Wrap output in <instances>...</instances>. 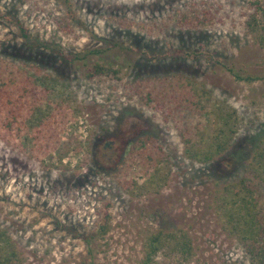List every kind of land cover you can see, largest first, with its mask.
I'll return each instance as SVG.
<instances>
[{"label": "rangeland", "instance_id": "rangeland-1", "mask_svg": "<svg viewBox=\"0 0 264 264\" xmlns=\"http://www.w3.org/2000/svg\"><path fill=\"white\" fill-rule=\"evenodd\" d=\"M252 1L0 0V62L40 68L25 129L0 138V229L15 264H137L158 229H181L190 253L182 260L166 246L151 264H251L226 202L244 180L264 206V182L249 171L257 144L264 153V42L245 24ZM193 17L196 27L178 23ZM94 64L106 70L87 78ZM182 84L194 104L175 108L167 95ZM218 112L234 118L230 144L208 161L190 158L186 148L207 149ZM137 136H148L151 160L129 159Z\"/></svg>", "mask_w": 264, "mask_h": 264}, {"label": "trees", "instance_id": "trees-1", "mask_svg": "<svg viewBox=\"0 0 264 264\" xmlns=\"http://www.w3.org/2000/svg\"><path fill=\"white\" fill-rule=\"evenodd\" d=\"M250 3L253 5L254 10L248 16L249 18L245 24L248 28V33L256 35L255 37L258 42L263 43V35L257 32L259 25L255 15H261L264 21V5L260 0H253ZM199 21L197 17L180 18L178 23L186 27H196ZM17 29L20 35L25 38V31L20 24H17ZM261 29L264 32V22L261 25ZM62 57L64 56L62 55ZM28 67L32 71L30 74L26 70L12 67V64L9 62H0V138L8 143L13 137H19L25 129V118L31 112L33 104L38 97L33 85V77L40 74V68L33 64H28ZM105 70L100 64H94L91 69H86L85 76L90 78L103 73ZM40 76L45 77V75ZM182 85L183 89L178 91L172 90L167 95L169 102H173V107L175 108L179 106L180 101L186 102L189 105L194 104L193 97L189 94L190 92L187 90L186 84ZM146 98L150 99L149 93H147ZM166 108L170 109L171 107ZM231 114V112L216 113L217 117L216 121L214 120L213 136L210 137L211 140H208L207 149L200 150L196 148L190 151L186 148L185 152H187V155L196 161L205 162L214 155L224 151L235 133V122ZM47 127L46 124L41 123L38 127L34 128L35 136L42 134L43 128ZM147 138L148 136H137L135 138L128 150V157L131 161H135V157L139 155L146 161L151 160L148 145H146L150 141ZM183 141L187 144L190 140L184 136ZM251 170L256 177H260L264 182V176H261V174L264 175V153L259 144L256 145L255 151L251 156L249 171ZM128 184L129 182L122 180L124 189L128 188L126 187ZM239 184V190L234 188V186L227 189L232 192V196L226 202L229 208L226 210V222L229 223L230 233L238 237V241L241 243L250 263L264 264V206L258 205L257 188L255 186L246 184L244 180H239ZM129 192L132 191L129 190ZM106 216V212L103 211L102 217ZM97 227L98 232H104L105 222L98 223ZM81 237L87 244L88 239L86 236ZM166 246L170 250L178 251L182 260H185L190 253L189 239L181 229L168 231L158 229L149 233L144 238L142 242V257L138 260L137 264H151L156 251L162 248L165 249ZM15 258L16 252L11 240L0 229V264H15L13 262Z\"/></svg>", "mask_w": 264, "mask_h": 264}]
</instances>
